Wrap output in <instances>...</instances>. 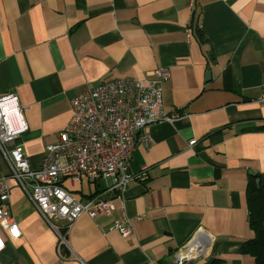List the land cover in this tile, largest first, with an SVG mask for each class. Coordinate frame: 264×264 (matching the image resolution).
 Returning <instances> with one entry per match:
<instances>
[{"label":"crops","instance_id":"1","mask_svg":"<svg viewBox=\"0 0 264 264\" xmlns=\"http://www.w3.org/2000/svg\"><path fill=\"white\" fill-rule=\"evenodd\" d=\"M158 67L169 71L164 109L179 115L148 127V148L135 145L122 197L101 195L110 215L81 213L63 242L64 220L57 230L45 221L0 154L19 231H5L0 264H174L191 240L208 245L196 264H255L242 248L253 236L249 179L264 185V0H0V96L15 93L26 107L17 142L32 168L76 94ZM63 183L87 201L110 181ZM123 214L135 228L127 236L110 229Z\"/></svg>","mask_w":264,"mask_h":264},{"label":"built area","instance_id":"2","mask_svg":"<svg viewBox=\"0 0 264 264\" xmlns=\"http://www.w3.org/2000/svg\"><path fill=\"white\" fill-rule=\"evenodd\" d=\"M152 77L141 80L115 78L98 82L76 94L71 100L68 122L56 139L45 146L37 168L26 158L20 136L28 129L26 107L15 93L0 96V154L24 195L45 221L57 230L55 221L64 220L61 242L72 222L81 213L93 217L97 213L110 215L113 210L105 193L121 198L132 179L128 162L136 144L148 148V127L156 122L172 120L179 114L166 113L162 101V83L169 77L166 67L153 69ZM258 101L264 104V83ZM190 143H193L191 141ZM97 182L108 179L105 190L87 201L77 199L63 183L68 179ZM9 199L7 176L0 172V253L5 248V231L19 235L18 228L5 204ZM127 236L135 230L133 220L123 214L110 227ZM208 253L203 241L191 240L173 255L174 264H196Z\"/></svg>","mask_w":264,"mask_h":264},{"label":"trees","instance_id":"3","mask_svg":"<svg viewBox=\"0 0 264 264\" xmlns=\"http://www.w3.org/2000/svg\"><path fill=\"white\" fill-rule=\"evenodd\" d=\"M193 32L201 44L206 41L199 26L193 27ZM246 199L253 236L244 242L242 251L251 255L255 264H264V185H257L253 177L248 182Z\"/></svg>","mask_w":264,"mask_h":264},{"label":"water","instance_id":"4","mask_svg":"<svg viewBox=\"0 0 264 264\" xmlns=\"http://www.w3.org/2000/svg\"><path fill=\"white\" fill-rule=\"evenodd\" d=\"M249 174H251L253 176L255 175L254 172H252V171H249ZM255 182H256L257 185H259V183H260L258 178L255 179Z\"/></svg>","mask_w":264,"mask_h":264},{"label":"rangeland","instance_id":"5","mask_svg":"<svg viewBox=\"0 0 264 264\" xmlns=\"http://www.w3.org/2000/svg\"><path fill=\"white\" fill-rule=\"evenodd\" d=\"M4 160V159H3ZM5 162V161H4ZM7 168H8V166H7ZM8 171H9V168H8Z\"/></svg>","mask_w":264,"mask_h":264}]
</instances>
